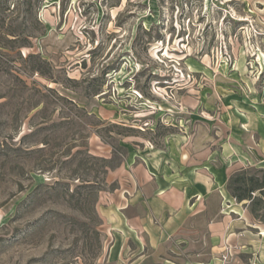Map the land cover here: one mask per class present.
Instances as JSON below:
<instances>
[{
    "label": "rangeland",
    "instance_id": "obj_1",
    "mask_svg": "<svg viewBox=\"0 0 264 264\" xmlns=\"http://www.w3.org/2000/svg\"><path fill=\"white\" fill-rule=\"evenodd\" d=\"M260 107L264 0H0V264H264V225L235 200L249 227L203 256L131 242L115 263L102 218L127 186L109 172L180 173L202 147L226 164L235 118ZM248 136L241 169L264 170Z\"/></svg>",
    "mask_w": 264,
    "mask_h": 264
},
{
    "label": "crops",
    "instance_id": "obj_2",
    "mask_svg": "<svg viewBox=\"0 0 264 264\" xmlns=\"http://www.w3.org/2000/svg\"><path fill=\"white\" fill-rule=\"evenodd\" d=\"M259 110L264 117V108ZM235 120L229 143L235 155L228 159L231 153L226 164L215 166L210 160L212 150L202 147L192 154V165L180 173L172 167L152 170L137 164L130 172L118 168L107 174V182L112 174L120 184L122 180L127 183L102 206V218L113 232L109 251L112 261L118 263L131 242L139 253L148 254L160 250L167 241L182 242L186 247L199 245L197 252L203 256L207 251L206 239L219 241L230 235L229 238L239 240L237 231L249 226L237 213L225 209L234 200L227 190V181L244 168V162L236 156L241 150L243 130L249 132L248 141L253 143L255 133L262 144L264 120L256 113ZM245 148L250 153L252 147L246 144ZM180 160H184L183 154Z\"/></svg>",
    "mask_w": 264,
    "mask_h": 264
},
{
    "label": "trees",
    "instance_id": "obj_3",
    "mask_svg": "<svg viewBox=\"0 0 264 264\" xmlns=\"http://www.w3.org/2000/svg\"><path fill=\"white\" fill-rule=\"evenodd\" d=\"M102 163L103 175L107 174L112 159H98ZM227 190L236 203H243L249 214L264 225V170L251 172L241 169L230 176Z\"/></svg>",
    "mask_w": 264,
    "mask_h": 264
},
{
    "label": "bare ground",
    "instance_id": "obj_4",
    "mask_svg": "<svg viewBox=\"0 0 264 264\" xmlns=\"http://www.w3.org/2000/svg\"><path fill=\"white\" fill-rule=\"evenodd\" d=\"M260 235L264 236V233H261Z\"/></svg>",
    "mask_w": 264,
    "mask_h": 264
}]
</instances>
